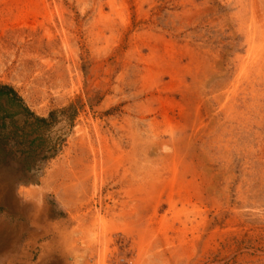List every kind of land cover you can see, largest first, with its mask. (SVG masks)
<instances>
[{
    "label": "rangeland",
    "instance_id": "rangeland-1",
    "mask_svg": "<svg viewBox=\"0 0 264 264\" xmlns=\"http://www.w3.org/2000/svg\"><path fill=\"white\" fill-rule=\"evenodd\" d=\"M0 84V264H264V0H0Z\"/></svg>",
    "mask_w": 264,
    "mask_h": 264
},
{
    "label": "clouds",
    "instance_id": "clouds-1",
    "mask_svg": "<svg viewBox=\"0 0 264 264\" xmlns=\"http://www.w3.org/2000/svg\"><path fill=\"white\" fill-rule=\"evenodd\" d=\"M138 124L139 121L132 120L128 125L132 140L128 164L134 179L150 181L162 172L164 156L159 151L158 145L150 138L147 123H144V129H138ZM138 264H162V261L157 259V254L151 248H148L141 255Z\"/></svg>",
    "mask_w": 264,
    "mask_h": 264
},
{
    "label": "trees",
    "instance_id": "trees-1",
    "mask_svg": "<svg viewBox=\"0 0 264 264\" xmlns=\"http://www.w3.org/2000/svg\"><path fill=\"white\" fill-rule=\"evenodd\" d=\"M2 96L6 97L7 101H9L11 104L13 103L22 104L23 103L22 98L17 94L15 89L8 85L0 84V97ZM27 111L30 113L31 117L34 118V122H36L37 124H40L39 127H42V128L44 127V129H46L45 126H48V125L50 126L51 123H54L58 115H63V116L68 117L69 119H71V122L74 120L75 115H76L74 112L72 113V111H74V106H70L62 110L53 111L50 113L49 117L47 118L36 116V114L31 112L29 109H27ZM55 156H56L55 152L51 154H46L42 156V160H49L51 158H54Z\"/></svg>",
    "mask_w": 264,
    "mask_h": 264
},
{
    "label": "bare ground",
    "instance_id": "bare-ground-1",
    "mask_svg": "<svg viewBox=\"0 0 264 264\" xmlns=\"http://www.w3.org/2000/svg\"><path fill=\"white\" fill-rule=\"evenodd\" d=\"M254 41V40H253ZM51 45V44H50ZM263 55V54H262ZM56 77V76H55ZM52 79V78H51ZM56 79V78H55Z\"/></svg>",
    "mask_w": 264,
    "mask_h": 264
}]
</instances>
